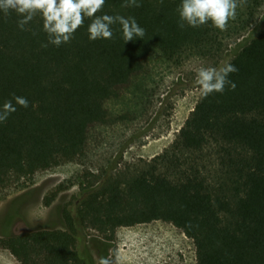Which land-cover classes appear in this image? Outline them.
I'll return each mask as SVG.
<instances>
[{
  "label": "trees",
  "instance_id": "16d2710c",
  "mask_svg": "<svg viewBox=\"0 0 264 264\" xmlns=\"http://www.w3.org/2000/svg\"><path fill=\"white\" fill-rule=\"evenodd\" d=\"M263 1L246 0L220 31L211 21L182 22L181 0H138L140 7L105 0L97 16L135 18L144 37L125 42L117 22L112 39L92 41L85 18L59 47L48 43L39 15L21 30V16L0 11V108L6 101L16 108L0 123V193L81 162L99 130L139 120L155 97L156 64L217 57L225 36L247 31ZM229 63L238 69L228 77L235 90L200 95L169 149L138 166L118 170L114 161L97 176L86 173L62 212L64 231L4 237L0 248L20 264H95L86 231L111 241L120 228L162 222L193 241L196 264H264V30ZM210 149L221 159L215 177L205 163Z\"/></svg>",
  "mask_w": 264,
  "mask_h": 264
},
{
  "label": "rangeland",
  "instance_id": "374dc122",
  "mask_svg": "<svg viewBox=\"0 0 264 264\" xmlns=\"http://www.w3.org/2000/svg\"><path fill=\"white\" fill-rule=\"evenodd\" d=\"M243 12L244 8L240 9L236 17ZM263 30L264 1L247 31L225 36L223 51L217 57L183 56L177 63L156 64L155 97L139 120L99 130L87 157L81 162L37 173L32 179L20 181L0 193V239L31 231H64L62 212L75 203L86 173L97 176L114 161L118 170L138 166L139 161L150 162L169 149L200 97L199 86L195 83L198 69L219 68L229 63ZM163 143L167 144L165 149L161 147ZM207 152V171L215 177L222 168L221 159L214 155L213 149ZM53 193H57L54 202L46 207L44 200ZM85 233V247L95 264L98 258L117 252L121 264H196L193 241L167 223L120 228L111 241L92 230ZM0 264L20 263L0 248Z\"/></svg>",
  "mask_w": 264,
  "mask_h": 264
},
{
  "label": "clouds",
  "instance_id": "9594fccd",
  "mask_svg": "<svg viewBox=\"0 0 264 264\" xmlns=\"http://www.w3.org/2000/svg\"><path fill=\"white\" fill-rule=\"evenodd\" d=\"M246 0H181L179 6L180 20L188 26L196 28L211 21L212 25L220 31H226L229 20L236 18V10ZM105 0H0V11L7 14L15 11L22 17L18 27L25 30V25L39 15L43 21V31L48 36V43L59 47L69 43L74 33L84 25L85 18L91 19L88 25L89 40H110L113 38L111 26L117 22L122 26L125 42L134 38H143L145 30L140 27L135 18L111 16L102 11ZM124 7H140L138 0H126ZM184 23L180 27H184ZM47 47V44L42 45ZM238 69L231 63H225L219 68L201 67L197 71L195 83L199 86L200 95L206 98L214 92L223 93L225 87L235 90V83L228 79L231 73ZM17 105L27 108L29 101L25 97L14 96ZM12 101H6L0 108V123L7 120L15 112ZM97 264H121V256L114 255L100 257Z\"/></svg>",
  "mask_w": 264,
  "mask_h": 264
},
{
  "label": "crops",
  "instance_id": "0c3cea01",
  "mask_svg": "<svg viewBox=\"0 0 264 264\" xmlns=\"http://www.w3.org/2000/svg\"><path fill=\"white\" fill-rule=\"evenodd\" d=\"M166 145H167L166 143H163L161 147L165 149Z\"/></svg>",
  "mask_w": 264,
  "mask_h": 264
}]
</instances>
